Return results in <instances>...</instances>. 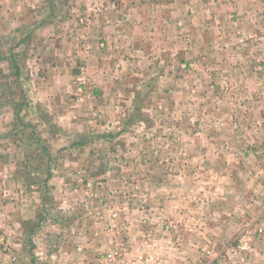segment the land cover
<instances>
[{
	"label": "crops",
	"instance_id": "crops-1",
	"mask_svg": "<svg viewBox=\"0 0 264 264\" xmlns=\"http://www.w3.org/2000/svg\"><path fill=\"white\" fill-rule=\"evenodd\" d=\"M108 5L110 20L97 26L92 16L81 37L92 41L84 47L80 39V55L109 51L113 57L107 67L94 62L88 79L58 59L56 47L75 33L60 32L54 0H0V264H94L119 247L115 227L98 223L116 211L80 210L73 195L102 127L101 136L112 139L141 130L146 140L157 127L159 136L186 140L173 144L172 152L186 154L178 157L172 177L140 178L139 194L147 199L156 194L160 215L169 217L167 207L171 200L176 204L171 224L178 247L223 248L239 232L264 227V54L238 47L244 37L259 40L251 27L264 20V0H109ZM118 42L123 47L113 49ZM246 56L254 61L243 63ZM148 86L163 101L172 94L176 109L187 102L188 116L171 108L172 125L164 115L148 126L138 121L134 111L141 106V88ZM229 103L239 106L230 111ZM230 120L234 126L244 121L242 129H229ZM234 132L237 141L229 146L226 137ZM247 138L252 147L245 146ZM34 141L48 145L36 147ZM245 147L253 151L251 158L243 154ZM28 185H42L46 192L33 193L32 208Z\"/></svg>",
	"mask_w": 264,
	"mask_h": 264
},
{
	"label": "rangeland",
	"instance_id": "rangeland-1",
	"mask_svg": "<svg viewBox=\"0 0 264 264\" xmlns=\"http://www.w3.org/2000/svg\"><path fill=\"white\" fill-rule=\"evenodd\" d=\"M108 1L109 0H54L55 9L53 10L52 16L62 28L60 32H72L75 33V35L67 41L66 38H64L63 42L57 47L56 43H52L51 41L47 43V46L52 52H54L55 47L56 49H61L60 52H56L58 59H65L63 60L64 62L67 63L68 61L69 64H72L74 70H79L78 76L80 77H84L86 74V77L89 79L88 71H94V62H98L107 67L108 64H110L109 60L113 57L109 54V51L107 54L101 52V55H93L91 57L80 55V39L86 44L84 47H87L92 41L87 40V37L85 39L81 38L88 33L92 16H97L95 19L97 26H100L101 23L107 24L108 19L110 20L109 17L112 16L113 9L109 8ZM248 27L249 25L245 26V35L248 33ZM251 28L253 34L260 35L259 40L257 37H244L243 42L238 47H244V50L253 47L255 48L254 51H256V56H260L259 54L263 55L264 51H260V49L263 50L264 48V20L259 24L253 25ZM101 34L107 35V33L104 34L103 32H101ZM259 42L261 44L260 49L258 48ZM61 44L62 46H60ZM122 44V42H118L116 45L113 44L111 46L113 49H118L117 47H123ZM98 47L99 44H97V41H94V45H92L93 50H98ZM27 52L29 54L31 53L30 50H27ZM49 57H52V55H49ZM244 60L245 61H242L243 63L254 61L252 56H246ZM19 62H23L21 57ZM105 70L109 69L106 68ZM172 90L177 92L180 89L172 88ZM157 94L156 88H151L150 86L142 87L139 96L141 99V106L139 110L134 111L135 114L133 117L137 118L138 121L145 122L148 126L150 123H153L152 119H157V122H161V119H163L162 115L166 117V124L172 125L174 120L170 112L171 108L175 112H178L179 109L181 110V115L188 116L189 107L187 102L185 104H178V109H176V104H174L176 101L174 103L172 102V94H167L164 101L159 99ZM233 101L236 102L235 99ZM237 105L238 103H229V110L235 111L233 106L237 107ZM159 106H161V108H158ZM202 106L205 110L207 104H202ZM208 106L212 105L208 104ZM209 109L217 113L219 107L218 109H213L211 107ZM148 117H150V119ZM219 123L220 122L217 124ZM241 123L244 124V121ZM228 124L229 129L236 130L235 128H231L235 126L240 130L242 129V124L240 125V122H237V120L235 121V126L231 120ZM103 129V127L100 129L101 132L98 135L100 139L96 141L97 144L93 143L97 145V147L93 150V155L88 159L89 165L84 168L86 172H80V178L78 179L80 188L77 191H73V195L80 199V210L83 208L89 209L90 207H95L100 208L99 211L101 213H105L103 210L107 212L116 211L112 214H103L101 219L100 217L98 218V223L101 225L110 223L113 225V228L115 227V234L118 240L116 245H119V247L111 249L109 252L107 251V254H103L104 259L101 258L98 263L94 264H253L255 260L258 261L260 258L264 259V242L259 241L264 237V227H262V225L260 226L262 228H258L255 233L247 231L242 233L239 232L238 236L230 237L231 241L223 248L187 249L180 248V244L178 247V242L173 234L176 228H173L174 224H171L173 217L175 219V216L171 213L173 209H176L174 201L171 200L172 207H167L170 212L169 217H164L160 215L159 209L162 207V203H159L160 200L157 199V195L155 194L153 197L147 199L145 197L142 198L139 192L142 189L140 187V178L144 175H149V177H157L156 175L158 174L166 177H172L174 175V170L178 168V157L182 156V154V157H185L184 154L186 153L182 152L180 155L179 152H172L173 144L178 142L182 144L184 138L179 141L178 137L159 136L160 131L157 130V127H154L152 128L153 131L150 133L151 135L148 136L146 140L144 137L140 139L139 135L142 134V132L140 133L141 130L134 132L127 138H124L122 135L120 137L115 136V139H112L113 137L101 136L104 134ZM110 129L113 130V128ZM161 129L166 131L167 128L161 127ZM162 133L164 132H161V134ZM86 138L88 137L84 139ZM226 138L228 145L231 146L237 141V133L234 132V134H229ZM57 140L53 141V143H57ZM185 142L186 140L183 141V143ZM34 144L36 147H45V145H48L46 141L42 143L34 141ZM100 145L101 147H99ZM141 145L144 147L143 150L140 149ZM125 146L131 147L132 149L129 150ZM245 146L252 147V142L249 138L245 141ZM247 147H245L243 154L247 155V153H249L248 155H250L251 158L253 156V151H249ZM121 148H124L126 151ZM89 153L90 150L86 154L88 155ZM129 161L133 163L131 167H128ZM143 161L145 162V168L141 166ZM81 169L83 168H80V171ZM185 170L187 172L189 171L188 168H185ZM123 177L127 178L126 185L123 184ZM70 179H72L71 184L75 185L76 178ZM114 180L117 182L114 183ZM149 184L152 183L149 182ZM31 186L32 185L29 186V188H31L29 190L31 199H26L30 207L34 204V200L32 199L33 193L36 197V192L39 193L45 190L42 185H40L41 187L36 186L35 188ZM142 187H144V185ZM39 188H41L40 191L38 190ZM49 193H52V191H49ZM190 202L193 201L189 200L186 203L191 204ZM200 203L202 204V202ZM261 222L264 223V221ZM163 226H166L164 230L162 229ZM141 227L143 228L142 231ZM135 229L137 231L136 233ZM133 237L134 239L136 238L135 241L131 239ZM5 244L8 248L6 251L12 256L13 248L10 247L8 242H5ZM180 252L184 253L183 256L179 255ZM111 253H114V257L111 258L112 260L103 262ZM183 257L187 258L185 259ZM263 261L264 260H262V262Z\"/></svg>",
	"mask_w": 264,
	"mask_h": 264
},
{
	"label": "built area",
	"instance_id": "built-area-1",
	"mask_svg": "<svg viewBox=\"0 0 264 264\" xmlns=\"http://www.w3.org/2000/svg\"><path fill=\"white\" fill-rule=\"evenodd\" d=\"M112 257H114V253L109 254V255L105 258V260H104L103 262H105V261H109V260H112V259H111ZM103 259H104V258H103Z\"/></svg>",
	"mask_w": 264,
	"mask_h": 264
}]
</instances>
